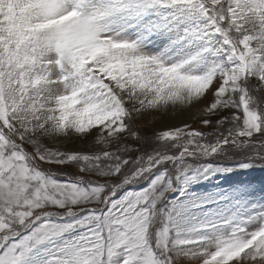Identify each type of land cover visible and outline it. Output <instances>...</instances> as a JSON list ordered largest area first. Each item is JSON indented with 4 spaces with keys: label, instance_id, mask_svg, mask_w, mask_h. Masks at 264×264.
Returning a JSON list of instances; mask_svg holds the SVG:
<instances>
[{
    "label": "snow or ice",
    "instance_id": "1",
    "mask_svg": "<svg viewBox=\"0 0 264 264\" xmlns=\"http://www.w3.org/2000/svg\"><path fill=\"white\" fill-rule=\"evenodd\" d=\"M257 168L264 0H0V264H264Z\"/></svg>",
    "mask_w": 264,
    "mask_h": 264
},
{
    "label": "rangeland",
    "instance_id": "2",
    "mask_svg": "<svg viewBox=\"0 0 264 264\" xmlns=\"http://www.w3.org/2000/svg\"><path fill=\"white\" fill-rule=\"evenodd\" d=\"M184 118H187V117H181L179 119H184ZM172 122H177V121H172ZM194 123V125L196 127H203L201 124H199V122L197 120H193L192 121ZM161 125H157V127H159ZM145 129L143 126H141V131L143 132ZM149 130H151V128H149ZM204 131H208V128H204L203 129ZM232 179L234 180H240V179H251L253 180L254 182H256L257 184H259L261 181H264V170H261V169H255V170H248V172H245V173H241V174H238V175H234L232 177Z\"/></svg>",
    "mask_w": 264,
    "mask_h": 264
},
{
    "label": "trees",
    "instance_id": "3",
    "mask_svg": "<svg viewBox=\"0 0 264 264\" xmlns=\"http://www.w3.org/2000/svg\"><path fill=\"white\" fill-rule=\"evenodd\" d=\"M208 131H210V129H208Z\"/></svg>",
    "mask_w": 264,
    "mask_h": 264
}]
</instances>
